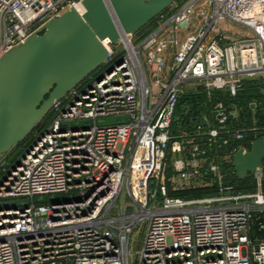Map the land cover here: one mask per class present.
<instances>
[{"label":"built area","instance_id":"1","mask_svg":"<svg viewBox=\"0 0 264 264\" xmlns=\"http://www.w3.org/2000/svg\"><path fill=\"white\" fill-rule=\"evenodd\" d=\"M71 8L83 0H0V57ZM147 26L106 38L99 73L55 101L16 163L0 159V203L29 200L0 206V264H264V170L256 190L227 181L264 138V0H177ZM259 75L262 97L238 102ZM199 90V114L182 116ZM186 188L207 195L171 194Z\"/></svg>","mask_w":264,"mask_h":264},{"label":"water","instance_id":"2","mask_svg":"<svg viewBox=\"0 0 264 264\" xmlns=\"http://www.w3.org/2000/svg\"><path fill=\"white\" fill-rule=\"evenodd\" d=\"M177 0H83L85 11L71 8L48 21L24 43L0 57V159L22 142L70 89L96 71L109 57L103 41L118 42L121 33H135ZM127 116L116 120L127 119ZM91 120L67 122L77 129ZM107 118L100 125H111ZM264 170V138L249 151L233 155L230 171L239 179ZM43 196L38 202H58ZM28 199L1 202L15 206Z\"/></svg>","mask_w":264,"mask_h":264},{"label":"rangeland","instance_id":"3","mask_svg":"<svg viewBox=\"0 0 264 264\" xmlns=\"http://www.w3.org/2000/svg\"><path fill=\"white\" fill-rule=\"evenodd\" d=\"M232 27V30H237L239 31L238 34H247L249 33L248 30H246L245 28L236 26V25H231L228 22H221V28L224 30H227L229 28ZM97 71V70H96ZM94 71V72H96ZM260 77L259 76H255L252 79H248L247 82L249 81L251 83V89L248 90L249 93H255V91L259 92V88H258V84L256 83V80H258ZM254 88V89H253ZM197 93L191 94L186 96L184 99H182L181 101V106L183 108V106H187V104L185 102H190L193 104V108H190V111L184 109V111H178L180 114L183 115H195L196 113L199 114L200 112V105L198 104L201 101H204L206 99L205 95L203 94L202 90L196 91ZM59 113V111H55L53 109H50L45 116L43 117V119L41 120V124L39 126H36L33 131L31 132V135H29V138L26 141V145L25 147H23L22 149L20 148V150L16 147H13V149L9 152L8 154V160H7V167L12 166L14 163H16L22 156L23 154L30 148V146L34 143V141L36 140L37 136L39 134H41L49 125H51V123L53 122L54 118L57 116V114ZM184 113V114H183ZM173 159L174 157L172 155L169 156V160H168V165H169V172L167 174L168 177H171L172 175H174V172L171 169V166L173 164ZM4 172L0 173V180L3 177ZM228 182H231L234 186H235V191L241 190V191H252V190H256L258 189V182L257 180L253 177V174H249L246 178L244 179H239V178H227ZM262 182L264 183V177L262 179ZM174 183H172L171 181L168 182V187L169 190L172 191V187H173ZM180 187V186H179ZM189 189L190 188H186ZM185 189V190H186ZM179 192V191H178ZM173 193L176 192H171V194L173 195ZM204 195H207L204 194Z\"/></svg>","mask_w":264,"mask_h":264},{"label":"crops","instance_id":"4","mask_svg":"<svg viewBox=\"0 0 264 264\" xmlns=\"http://www.w3.org/2000/svg\"><path fill=\"white\" fill-rule=\"evenodd\" d=\"M148 25V24H147ZM221 26V23H220ZM231 27V26H230ZM148 26H144L143 29H147ZM227 32H229L230 35H235L238 34L239 31L237 30H232V27L227 29ZM248 79H246L244 81L243 87L241 88L239 95H238V102H246L248 100H254V99H260L262 97V93L255 91V93H249L248 90H250L251 88V83L248 81ZM257 83V81H256ZM258 84V83H257ZM254 95V96H253ZM241 118H245V116H247V114L245 115V113H243L242 115L240 114ZM248 117L250 118V114L248 115ZM240 127V126H237Z\"/></svg>","mask_w":264,"mask_h":264},{"label":"trees","instance_id":"5","mask_svg":"<svg viewBox=\"0 0 264 264\" xmlns=\"http://www.w3.org/2000/svg\"><path fill=\"white\" fill-rule=\"evenodd\" d=\"M154 19L151 21L153 22ZM105 68H100L99 71H102L104 70ZM99 72H93L92 74L94 76H96ZM254 89V88H253ZM254 96V95H253ZM184 99V98H183ZM41 124V121L38 123L37 126H39ZM31 135V133L29 134ZM29 135L20 143H17L14 147L18 148L20 150V148L22 149L23 147H25L26 145V141L27 139L29 138ZM204 194H206V190L203 189V188H199V189H194V190H182V191H179V192H176V193H173V195H176V196H182V197H185V198H188V197H197V196H203Z\"/></svg>","mask_w":264,"mask_h":264}]
</instances>
